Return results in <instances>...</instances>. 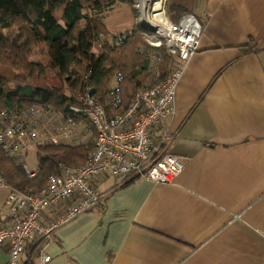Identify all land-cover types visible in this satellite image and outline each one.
Listing matches in <instances>:
<instances>
[{
    "label": "crops",
    "instance_id": "crops-1",
    "mask_svg": "<svg viewBox=\"0 0 264 264\" xmlns=\"http://www.w3.org/2000/svg\"><path fill=\"white\" fill-rule=\"evenodd\" d=\"M193 13L200 48L159 127L183 171L173 183L95 176L103 202L29 242L20 264H264V0H196ZM7 194L0 226L11 224Z\"/></svg>",
    "mask_w": 264,
    "mask_h": 264
},
{
    "label": "built area",
    "instance_id": "built-area-1",
    "mask_svg": "<svg viewBox=\"0 0 264 264\" xmlns=\"http://www.w3.org/2000/svg\"><path fill=\"white\" fill-rule=\"evenodd\" d=\"M165 4L166 0L164 18L155 20L149 14V18L143 12L142 15L151 26L144 32L148 43L153 47H165L174 55L175 63L167 75L155 84L138 88L126 108L121 90L124 76L120 72L114 76L106 95L110 110L86 93L79 95V105L71 107L86 117L95 130L87 160L78 167L65 168L62 174L50 175L36 192L13 187L0 172V188L8 190L6 203L11 216L9 226H0V248H9L6 264H20L29 242L52 239L60 225L98 207L105 196L94 185L95 176L108 175L121 182L144 178L173 183L183 171L185 165L180 156L167 149L173 134L168 130L159 132V127L175 112L183 66L199 50L204 24L194 13L173 22L167 16ZM123 38L121 33L106 36L101 33L99 43L121 44ZM150 59L151 72L159 74L163 58L150 53ZM56 117L45 104L1 110V148L8 156L24 161L27 151L38 144L72 141L76 123L72 119L58 121ZM24 166L30 177L36 176L37 168H30L26 163ZM46 213L51 215L47 222L43 219ZM50 260V255L42 254L43 262Z\"/></svg>",
    "mask_w": 264,
    "mask_h": 264
},
{
    "label": "trees",
    "instance_id": "trees-1",
    "mask_svg": "<svg viewBox=\"0 0 264 264\" xmlns=\"http://www.w3.org/2000/svg\"><path fill=\"white\" fill-rule=\"evenodd\" d=\"M24 1L0 0V111L45 104L58 121L72 119L76 128L84 124L92 131V137L85 142H77L74 135L69 142L35 146L38 172L34 177L28 175L23 160L8 156L0 146V172L6 180L15 188L36 192L50 175L82 165L91 154L95 130L86 117L71 109L80 104V94L92 90V96L110 110L106 95L120 72L124 76L121 90L126 108L137 89L161 81L175 59L165 47L148 43L143 36L148 28L141 24L121 32V44L99 43L101 33L117 34L107 26L104 13L118 3L132 0H30L22 7ZM195 2L167 0V16L179 22L184 15L193 13ZM57 13L61 15L57 17ZM251 40L243 46L244 54L254 50ZM40 43L51 53L48 63L32 59ZM150 53L164 60L157 76L150 70Z\"/></svg>",
    "mask_w": 264,
    "mask_h": 264
},
{
    "label": "rangeland",
    "instance_id": "rangeland-1",
    "mask_svg": "<svg viewBox=\"0 0 264 264\" xmlns=\"http://www.w3.org/2000/svg\"><path fill=\"white\" fill-rule=\"evenodd\" d=\"M30 2V0H26L21 3V6H25ZM167 3V1H166ZM140 0H132V3H118L110 10L106 11L105 14V22L107 26L113 31L117 33H121L127 31L128 29L134 28L136 25L141 24L140 19L142 18V12L145 11L142 9L140 5ZM149 5V4H148ZM166 7V6H165ZM147 13L143 15L149 18ZM60 13H57L58 17ZM151 17V16H150ZM142 25V24H141ZM146 39L145 35H143ZM32 59L39 62L48 63L52 60L51 53L47 46L44 43H40L34 49ZM152 74V73H151ZM158 75V74H154ZM149 84V82H147ZM86 127V126H85ZM84 124H78V127L74 131L75 138H77V142H85L88 141L92 137L91 129L85 128ZM38 161V155L36 151V147H32L28 151V157L25 160V163L30 168H36Z\"/></svg>",
    "mask_w": 264,
    "mask_h": 264
},
{
    "label": "bare ground",
    "instance_id": "bare-ground-1",
    "mask_svg": "<svg viewBox=\"0 0 264 264\" xmlns=\"http://www.w3.org/2000/svg\"><path fill=\"white\" fill-rule=\"evenodd\" d=\"M165 0H140V5L142 9L144 8L145 11H143L144 14L148 13L152 17V19H161L164 18L163 13V3ZM149 3V5H148Z\"/></svg>",
    "mask_w": 264,
    "mask_h": 264
},
{
    "label": "water",
    "instance_id": "water-1",
    "mask_svg": "<svg viewBox=\"0 0 264 264\" xmlns=\"http://www.w3.org/2000/svg\"><path fill=\"white\" fill-rule=\"evenodd\" d=\"M167 1V0H166ZM166 5V4H165ZM140 22L142 25H144L147 28H151V26L148 24V22L146 21V19L143 17L140 19ZM88 94L91 96L92 95V90H89Z\"/></svg>",
    "mask_w": 264,
    "mask_h": 264
}]
</instances>
